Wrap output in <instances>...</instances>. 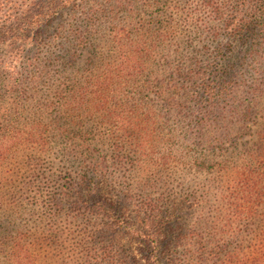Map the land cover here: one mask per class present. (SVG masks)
<instances>
[{"label":"rangeland","instance_id":"1","mask_svg":"<svg viewBox=\"0 0 264 264\" xmlns=\"http://www.w3.org/2000/svg\"><path fill=\"white\" fill-rule=\"evenodd\" d=\"M26 1L25 7L31 0ZM228 1L142 0L133 10L115 13L114 24L135 38L143 27L158 29L165 50L126 81L115 73L102 112L92 107V98L91 110L70 104L91 69L113 71L120 62L109 13L89 19L95 0H72L63 9L50 4L54 19L35 42L0 44V63H18L13 73L0 70V264L13 241L21 242L26 264H153V256L164 251L178 264H203L199 251L211 252L214 245L251 259L262 251L264 208H256L257 217L239 216L226 198L228 173L219 168L255 149L264 133V97L247 93L253 83L264 85V64L246 56L251 45L263 43L259 38L243 46L228 35L225 24L236 5ZM211 6L223 13L214 14ZM4 13L10 12L0 11V25ZM45 64L49 76L41 80ZM189 65H197L224 96L208 101L200 82L178 78V66L189 70ZM209 103L217 114L242 104L261 108L253 122L228 114L223 124L242 127L244 136L217 141L208 136L210 125L198 123ZM130 127L133 139L113 137ZM34 129L46 137L43 149L33 143ZM86 131L91 136L80 138ZM94 171L99 193L89 200L91 212L82 208L84 199L80 212H73L74 194L64 196L60 187L68 177L79 184L80 174ZM106 200L123 222L114 216L122 230L114 239L98 235L107 218L95 203ZM146 202L153 205L144 207ZM151 209L175 214L165 231L166 246L144 237L149 215H157ZM53 233L62 236L59 246L50 245ZM104 248L107 254L100 256ZM254 260L250 264H260Z\"/></svg>","mask_w":264,"mask_h":264},{"label":"trees","instance_id":"2","mask_svg":"<svg viewBox=\"0 0 264 264\" xmlns=\"http://www.w3.org/2000/svg\"><path fill=\"white\" fill-rule=\"evenodd\" d=\"M104 3H98L95 0V5L93 6L94 11L89 14L91 19L93 16H99L103 14L109 13V19L111 24L114 25V41L117 46L121 49L118 52L120 55V62L115 65L113 71L103 70L100 74H97L95 71L91 69L89 71V75L87 78L86 85L80 89H76L73 91L71 95V105L72 107H80V110H91L87 108L89 104V100L92 98V102L96 111L102 112L106 110L109 97L106 96V88L113 81L114 74H117V77L128 80L127 76L131 77L137 71H142V65L147 62H150L154 56H159L162 54L161 52L165 50L163 46V37L165 35L160 33L158 29L151 28L147 26V29L144 27L142 30L144 34H139V37L135 38V34L127 31L126 27H118V24H114L116 20L115 13L120 10H133L136 4H138L142 0H103ZM26 0H0V11L1 12H10L9 14H5L3 16L2 22L0 26V44L1 45H10L15 46L17 43L22 44L27 43L28 41H32L33 38H38L42 31H45L48 28L51 21L54 19L55 12H50L49 9L50 4L53 6L59 5L58 9H63L65 6L70 5L72 0H31L30 4L26 6ZM235 6L232 10V18L229 20L226 25V30L228 31V35L232 38H235L242 44L243 46L248 43V41H257L261 38L259 47H256L255 44L251 45L249 49V53L246 55L252 58L253 63L258 65L264 64V0H229L228 3H234ZM8 7V8H7ZM213 10L214 14H222L223 10L219 7L211 6L210 8ZM20 15L22 17H20ZM16 24L17 28L7 27V24ZM118 27V28H117ZM5 29V30H4ZM34 35V37H32ZM148 35V36H147ZM36 41L38 39H35ZM33 42H35L33 40ZM222 56V54H220ZM245 58V57H244ZM74 62H71V64ZM15 67H14V66ZM18 66V63L11 62L0 63V70L11 71L13 73ZM189 65V70L187 68H183L178 66L176 69V73L178 78L183 79L184 82L191 83L194 81L200 82L202 97L207 99L208 101L219 100L224 95L223 90L214 91L212 86L213 81H206V75L202 72L201 69L197 68V65ZM223 66V65H222ZM48 65L45 64L41 67V73L44 74L41 80L46 79L49 76ZM225 69H221L224 75H226L229 71V67H224ZM98 70V69H97ZM221 80V79H219ZM225 82V81H223ZM224 84V83H223ZM248 94H252L253 98H263L264 97V85L263 83H253V85L249 86ZM241 89V88H239ZM179 90H182L180 87ZM246 92V91H245ZM181 95V93H178ZM229 96L228 94L225 96ZM180 103H176L178 105ZM210 104V103H209ZM38 107H48L47 105L40 104L38 102ZM211 106V107H210ZM246 105L242 104V107L238 109H231L229 111L218 112L214 104L209 105V109L206 110V115L198 120V123H202L199 125L200 127L203 124L210 125L209 128H212V131H209L208 136H215V140L217 141H229L233 139H240L244 135L242 127H237L236 124L234 126L224 125L223 122L227 119L228 114L236 115V118H239L240 121L244 122H253L254 119L258 118L260 114L261 107H253L251 104ZM179 107H183L179 105ZM214 113V116L212 114ZM41 125V124H40ZM37 125V127H40ZM134 127H130L122 129L123 131H114L113 134L117 139H126V138H134ZM241 130V131H240ZM34 138L33 143L37 147H41L42 149L46 144V137H43V132L41 130L37 131L34 129ZM92 133L88 131L80 133L81 137H86L88 135L91 136ZM246 135V134H245ZM261 135V134H260ZM264 135V133H263ZM262 135V137H263ZM258 139V142L255 144V149L252 147L248 151H245L244 157L237 162L233 163L228 161L226 164L220 165L221 173H228V188H227V200L230 204V208L236 210L241 217L252 218L257 217L256 208H264V138ZM119 151V149H115V152ZM99 179L98 171H94V173L90 176L87 172L80 174L78 177L79 184H75L72 181L71 177L66 178V181L63 183V186L60 188H64L62 192H64V196L74 194V198L76 199L75 203L77 208L74 209L73 212H80V200L82 201V208L86 211L89 210L91 212L90 201L95 199V193H99V187L97 180ZM62 194V195H63ZM85 197L87 199H85ZM128 197V194L125 196V199ZM124 199V200H125ZM63 199H60V204ZM148 207L152 206L151 202L144 203V207L147 205ZM95 205L99 206L100 209H105V213L103 217L107 218L105 223H102V227L98 231V235L109 234L112 239L117 237V235L122 234V230L120 225L116 223L115 218L117 216L116 210L113 209V205L108 203V201H98ZM94 205H91L93 207ZM109 207V209H107ZM98 209V210H100ZM151 212H156L157 215H149V220L147 223L148 230L145 231L144 237L146 241L150 244L155 243L156 245H167V236L165 235V231L167 229L168 224L175 216L174 212L172 213H160L157 212L156 209H151ZM115 216V217H114ZM119 218V222L123 224L121 218ZM153 218V219H152ZM159 220H158V219ZM109 221V222H108ZM108 222V223H107ZM149 224V225H148ZM261 243H262V251L256 254L255 258H252L249 255H243L238 252H228L225 245H214V249L211 252L206 250L199 251V260L203 264H209V262H213L212 264H250L254 259V261H258L260 264L264 262V234L261 235ZM62 236H58L53 233L50 239V245L59 246V242ZM201 246L204 245L202 241H199ZM197 245V243H196ZM198 246V245H197ZM206 247V246H204ZM203 247V248H204ZM219 250H217V249ZM103 253L100 256L107 254V249H102ZM25 255L22 253V245L19 241L12 242L11 251L5 254V264H26ZM154 261L153 264H178L177 258L173 255L166 254L165 251L161 255L153 256ZM164 261L161 262V260ZM103 261V259H102Z\"/></svg>","mask_w":264,"mask_h":264}]
</instances>
